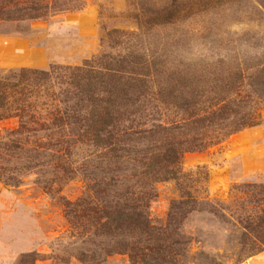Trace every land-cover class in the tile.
<instances>
[{
	"label": "trees",
	"instance_id": "trees-1",
	"mask_svg": "<svg viewBox=\"0 0 264 264\" xmlns=\"http://www.w3.org/2000/svg\"><path fill=\"white\" fill-rule=\"evenodd\" d=\"M85 4L0 0V21H34ZM178 11V0H172L156 22L169 23ZM255 67L224 74L202 66L188 77L189 66L180 71L164 61L93 58L77 67L8 70L0 75V120L14 117L17 127L0 135V181L17 187L22 170L36 174V182L48 189L55 181L82 180L84 195L64 202L71 226L84 219L92 229L76 255L81 264H100L114 255L127 256L128 264H179L189 243L180 231L187 214L206 209L225 219L181 184L193 177L180 164L186 153L204 151L260 123L264 61ZM155 114L157 121L151 122ZM161 181H174L180 192L162 225L149 216ZM232 191L247 195L235 202L241 246L247 254L262 251L264 182L234 185ZM44 258L29 253L20 263ZM48 258L67 264L56 255Z\"/></svg>",
	"mask_w": 264,
	"mask_h": 264
},
{
	"label": "rangeland",
	"instance_id": "rangeland-1",
	"mask_svg": "<svg viewBox=\"0 0 264 264\" xmlns=\"http://www.w3.org/2000/svg\"><path fill=\"white\" fill-rule=\"evenodd\" d=\"M171 3L86 0L78 11L34 21H0V75L12 69L77 67L93 58H117L164 61L180 71L189 66L187 75L192 77L202 66L226 74L245 66L255 71V65L264 61V0H178L179 11L170 22L157 23ZM170 71L161 73L160 79ZM165 116L173 118L170 112ZM16 127L14 117L0 120V135ZM180 166L193 177L181 184L194 197L208 200L225 219L206 209L187 214L180 231L189 243L179 264H264V249L247 254L241 246L236 221L240 208L235 202L247 195L232 191L234 185L264 182V107L258 125L204 151L186 153ZM21 172L17 187L0 181V264H21L29 253L45 255L33 264H52L49 255L81 264L76 255L92 229L84 219L71 226L64 202L84 195L82 180L55 181L48 189L36 182V174ZM155 187L149 216L162 225L180 192L174 181H161ZM128 262L127 256L114 255L100 264Z\"/></svg>",
	"mask_w": 264,
	"mask_h": 264
}]
</instances>
